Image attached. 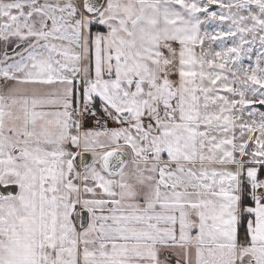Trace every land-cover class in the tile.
Segmentation results:
<instances>
[{
    "label": "snow or ice",
    "instance_id": "1",
    "mask_svg": "<svg viewBox=\"0 0 264 264\" xmlns=\"http://www.w3.org/2000/svg\"><path fill=\"white\" fill-rule=\"evenodd\" d=\"M0 264H264V0H0Z\"/></svg>",
    "mask_w": 264,
    "mask_h": 264
}]
</instances>
